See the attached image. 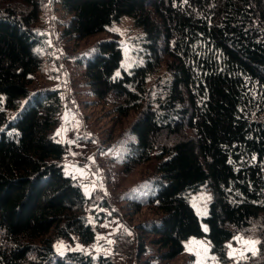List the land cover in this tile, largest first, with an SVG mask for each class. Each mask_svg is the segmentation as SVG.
I'll return each instance as SVG.
<instances>
[{
    "label": "trees",
    "instance_id": "1",
    "mask_svg": "<svg viewBox=\"0 0 264 264\" xmlns=\"http://www.w3.org/2000/svg\"><path fill=\"white\" fill-rule=\"evenodd\" d=\"M60 2L72 39L124 16L142 31L143 58L129 70L116 36L81 60L93 95L114 97L120 117L135 114L125 171L157 151L154 192L128 197L135 211L157 212L138 225L137 255L151 243L159 261H170L187 239L206 236L231 264L227 242L256 225L258 254L237 264H264V0ZM40 12L41 0H0V264H111L56 251L58 238L90 243L96 230L79 180L66 171L67 146L54 136L61 95L31 88L42 61ZM206 184L213 199L201 218L189 194Z\"/></svg>",
    "mask_w": 264,
    "mask_h": 264
},
{
    "label": "rangeland",
    "instance_id": "2",
    "mask_svg": "<svg viewBox=\"0 0 264 264\" xmlns=\"http://www.w3.org/2000/svg\"><path fill=\"white\" fill-rule=\"evenodd\" d=\"M70 19L60 0H41L37 30L42 40L37 50L42 61L31 88L49 86L61 95L63 104L54 136L67 146L66 171L82 186L86 196L84 213L95 227L96 236L90 243H83L75 236L58 238L56 251L61 255L79 251L94 258L102 256L111 264H221L206 236L187 239L183 253L170 261H159L155 256L156 246L151 243L145 253L137 255L138 225L156 218L157 212L152 207L135 211L128 197L154 192L151 177L158 162L157 151H152L149 159L131 172L125 171L124 160L134 139L130 125L135 114L118 116L114 97L98 100L85 82L81 60L94 51L99 41L116 36L123 51L122 69L129 70L142 61V31L131 17L124 16L104 32L76 40L63 33ZM151 80L156 81V75ZM212 199L213 192L207 184L189 194V201L201 218L207 215ZM203 227L207 229L206 224ZM258 234L256 225L235 232L227 242L231 264L257 256L259 243L245 244L244 241H259ZM237 237L242 239L238 241Z\"/></svg>",
    "mask_w": 264,
    "mask_h": 264
},
{
    "label": "snow or ice",
    "instance_id": "3",
    "mask_svg": "<svg viewBox=\"0 0 264 264\" xmlns=\"http://www.w3.org/2000/svg\"><path fill=\"white\" fill-rule=\"evenodd\" d=\"M242 238L241 237H237V240L240 241ZM245 244H255L258 243V241H244ZM229 247L231 248V245H229Z\"/></svg>",
    "mask_w": 264,
    "mask_h": 264
}]
</instances>
